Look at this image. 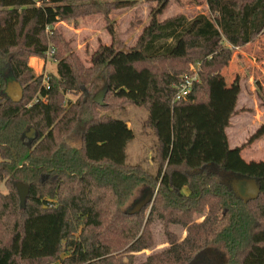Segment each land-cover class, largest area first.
<instances>
[{"label":"trees","instance_id":"trees-1","mask_svg":"<svg viewBox=\"0 0 264 264\" xmlns=\"http://www.w3.org/2000/svg\"><path fill=\"white\" fill-rule=\"evenodd\" d=\"M137 2L0 0V173L9 187L0 193V264H264V182L233 162L241 147L230 146L227 129L241 86L238 78L228 86L223 75L234 50L264 35V0H207L213 18L161 20L163 0L133 47L118 46L110 21L113 40L100 45L90 67L62 52L69 45L57 22L97 13L109 20ZM51 43L57 67L47 88L28 58L46 57ZM193 61L200 62L198 81L176 100L190 72L184 65ZM12 81L23 87L19 102L5 92ZM103 82L102 105L94 96ZM110 95L148 109L154 171L128 162L135 133L126 120L101 113L112 106ZM29 127L37 130L32 141L24 135ZM263 135L264 125L248 142ZM238 175L259 178L258 198L236 192ZM18 183L29 186L24 204ZM150 189L152 202L129 213ZM155 217L169 245L139 260L137 253L156 245Z\"/></svg>","mask_w":264,"mask_h":264},{"label":"rangeland","instance_id":"rangeland-1","mask_svg":"<svg viewBox=\"0 0 264 264\" xmlns=\"http://www.w3.org/2000/svg\"><path fill=\"white\" fill-rule=\"evenodd\" d=\"M163 0H138L137 4L130 8L114 10L110 14L109 20L100 13L78 16L67 20H61L55 24L58 32L63 35L68 42V50L63 53L72 56L80 61L84 66L90 67L93 64L96 52L100 45L111 44L113 37L108 30V24L111 21L115 24L117 30L118 46L128 49L137 44L140 35L144 28L150 22V14L153 8L160 5ZM167 5L159 19L174 17L178 14H184L189 19L205 14L213 18L210 12L207 0H166ZM52 47L55 45L51 43ZM54 45V46H53ZM224 45L229 47L230 44L226 40ZM35 55H30L28 63L30 65L31 58ZM47 61L46 65L42 62L40 66L33 72H43V75L50 76L56 73L57 61L41 57ZM171 64H175L171 62ZM170 65L168 62H159L157 67L163 69ZM200 67V62H187L184 65V70L190 72L186 75L196 74ZM37 76L36 72H34ZM42 75V74H41ZM223 75L227 80L228 86L238 78L240 81L241 91L238 97L236 112L230 120L228 133L230 136V144L233 148L241 147L234 156L233 162L236 167L246 170L251 173L259 174L264 182V135L252 143L249 139L264 125V105L261 99L264 94V35L254 42L248 44L242 49L234 50L233 59L229 66L223 71ZM106 84L103 82L100 89H103ZM99 89V90H100ZM98 90V91H99ZM97 91V92H98ZM78 96L69 95L68 98L75 101ZM84 97V96H83ZM107 101L112 105L105 110H100L101 113L110 114L116 118L127 120L128 125L133 128L135 138L128 144L127 158L129 163L142 162L145 166L154 171L155 165L151 161L153 144L155 137L153 132L145 127V120L148 116V109L142 106L123 101L117 102L115 97L110 95ZM79 139V138H77ZM9 192L8 181L6 178L1 179L0 193ZM144 196L141 198L143 199ZM140 200V199H139ZM201 218V217H200ZM199 220H202V218ZM155 235L156 245L151 249L143 250L139 253L138 259L143 260L148 255L153 254L166 248L168 244L167 235L165 233L164 223L159 217H155L152 224ZM171 230L177 233L181 238L186 234L185 229L180 225H171ZM3 227L0 222V233L2 234ZM8 235H6V238ZM65 248L60 254L61 258H65ZM54 261L51 264H57Z\"/></svg>","mask_w":264,"mask_h":264},{"label":"water","instance_id":"water-1","mask_svg":"<svg viewBox=\"0 0 264 264\" xmlns=\"http://www.w3.org/2000/svg\"><path fill=\"white\" fill-rule=\"evenodd\" d=\"M108 87H105L100 92H98L94 96V100L100 104H105L104 99L107 94ZM6 94L9 99L14 102H19L23 99V87L18 81H12L8 84L6 90ZM24 135L30 140H34L37 137V130L34 127H29L28 130L24 133ZM0 183H1V173H0ZM234 187L237 193H239L245 199H256L259 197L261 193V185L259 182V178L250 177L246 175H238L235 177ZM18 192L20 196L21 203L24 204L28 194H29V186L25 183H18ZM154 197V191L148 190L147 195L138 201L128 210L129 213H135L140 211L143 207L150 204Z\"/></svg>","mask_w":264,"mask_h":264},{"label":"built area","instance_id":"built-area-1","mask_svg":"<svg viewBox=\"0 0 264 264\" xmlns=\"http://www.w3.org/2000/svg\"><path fill=\"white\" fill-rule=\"evenodd\" d=\"M49 30V28H48ZM55 53V48L51 47L47 53H46V58L49 60L52 58V56L54 55ZM44 85L49 88L48 86V79H49V76L44 75ZM195 81H198V74H194V75H186L184 77V79L182 80L181 84L178 85V91H177V94H176V97L175 99L176 100H185L188 95L191 93V91L193 90V85H194V82Z\"/></svg>","mask_w":264,"mask_h":264},{"label":"crops","instance_id":"crops-1","mask_svg":"<svg viewBox=\"0 0 264 264\" xmlns=\"http://www.w3.org/2000/svg\"><path fill=\"white\" fill-rule=\"evenodd\" d=\"M41 62H42V68H43V65H46L47 64V61H45V59H43V58H41L40 56H35V57H32L31 58V61H30V65L35 69L37 66L39 67L40 66V64H41ZM34 72H36L37 73V71L35 70ZM37 74H39V75H41V74H44L43 72H40V73H37ZM45 79V78H44ZM127 121V120H126ZM230 127V126H229ZM229 127H228V129H229ZM228 129H227V132H228ZM228 135H229V133H228ZM229 140H230V136H229ZM230 146H231V144H230ZM232 147V146H231ZM152 153H153V151H152ZM151 161H152V156H151ZM153 162V161H152ZM154 164V163H153ZM186 235V234H185ZM185 235H184V237H185Z\"/></svg>","mask_w":264,"mask_h":264}]
</instances>
